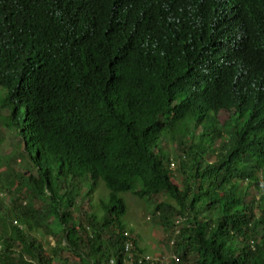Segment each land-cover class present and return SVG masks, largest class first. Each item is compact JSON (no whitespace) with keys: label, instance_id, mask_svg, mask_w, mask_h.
<instances>
[{"label":"trees","instance_id":"trees-1","mask_svg":"<svg viewBox=\"0 0 264 264\" xmlns=\"http://www.w3.org/2000/svg\"><path fill=\"white\" fill-rule=\"evenodd\" d=\"M0 93V264H264V0H0Z\"/></svg>","mask_w":264,"mask_h":264},{"label":"rangeland","instance_id":"rangeland-1","mask_svg":"<svg viewBox=\"0 0 264 264\" xmlns=\"http://www.w3.org/2000/svg\"><path fill=\"white\" fill-rule=\"evenodd\" d=\"M1 94V93H0ZM1 99V98H0ZM223 115L218 116V120H223ZM7 114L5 116V111L0 110V171L6 172V169L10 170L12 166L18 168V170H14L17 173H24L28 175V172L25 169H22L26 160L21 157H17L16 154V145L17 139L15 137V132L12 129V126L6 125ZM166 148L168 152H173L170 145H167ZM173 154H170V168L173 170L172 164H174ZM16 156V161L13 164L14 157ZM20 169V170H19ZM179 175L176 176V178ZM94 182H90L83 188V193L92 187ZM108 195V191L105 189L103 183L101 181H95V187L90 196L87 197L86 201L88 202L89 208L93 212L98 211V202L100 200H106ZM9 195L6 194V191H0V203L4 205H10ZM82 196V195H81ZM119 197L123 200L126 205V215L123 218V222L125 225L130 228L135 237L137 238L138 246L143 250L145 259L148 261H152L153 263L166 262L170 253L163 245V237L162 232L159 227L151 221V216L149 215V209L146 207L145 201L138 200L133 197L131 193H122ZM86 202V203H87ZM12 211L5 207L3 210L0 209V221L12 218ZM15 224V222H13ZM20 229L24 228V224L16 223ZM0 224V228H1ZM38 238H42L41 234L36 233ZM133 235V236H134ZM50 244L53 245V242L50 238H48Z\"/></svg>","mask_w":264,"mask_h":264},{"label":"built area","instance_id":"built-area-1","mask_svg":"<svg viewBox=\"0 0 264 264\" xmlns=\"http://www.w3.org/2000/svg\"><path fill=\"white\" fill-rule=\"evenodd\" d=\"M147 259V258H146Z\"/></svg>","mask_w":264,"mask_h":264}]
</instances>
